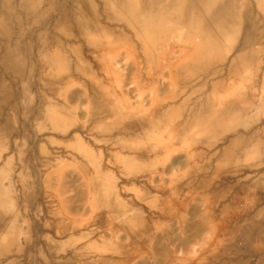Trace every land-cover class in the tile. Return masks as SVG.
Here are the masks:
<instances>
[{
	"label": "rangeland",
	"instance_id": "374dc122",
	"mask_svg": "<svg viewBox=\"0 0 264 264\" xmlns=\"http://www.w3.org/2000/svg\"><path fill=\"white\" fill-rule=\"evenodd\" d=\"M41 1L34 17L43 18L50 3ZM90 1L99 20L90 19L91 28L81 33L56 30L60 7L41 24L18 15L28 34L21 41L25 58L11 60L20 74L0 66V172L6 169L0 174V215L5 212L9 228H1L0 236L11 233L6 264H198L210 243L223 237L235 250L220 257L214 250V264H260L259 253L244 252L250 246L244 225L228 223L230 234L196 240L202 215L216 219L219 207L230 203L239 212L248 208L245 219L262 221L252 230L257 242L264 239V116L247 132L242 155L225 149L238 137L237 116L228 115L220 127L210 124L209 144H201L204 126L197 120L214 121L237 99V57L253 62V88L264 89V0L231 1L241 11V28L219 48H209L215 67L191 73L200 74L192 82H185L189 56L203 32L180 25L168 31L181 16L175 0L160 3L167 21L159 33L132 31L127 19L108 16L101 0ZM225 3L219 0L212 10ZM190 18L188 13L183 25ZM7 44L1 34L0 56ZM49 58L57 60L54 65L45 62ZM212 169L225 173L213 181L218 190L246 188L248 194H197L203 182L197 173Z\"/></svg>",
	"mask_w": 264,
	"mask_h": 264
},
{
	"label": "bare ground",
	"instance_id": "6f19581e",
	"mask_svg": "<svg viewBox=\"0 0 264 264\" xmlns=\"http://www.w3.org/2000/svg\"><path fill=\"white\" fill-rule=\"evenodd\" d=\"M161 1L162 0H141L140 3L139 2L137 3V0H101L100 2L105 3V5L107 6V8H105V12L111 18L115 17V19L119 20V21L127 19V24H128L127 28H129V29L131 28L132 31H138V30L148 31V30H151L152 32L154 31V33H159V32H163V26H164L165 22L167 21L163 15L165 9L163 8V6L160 5ZM218 1L219 0H175V4H179L177 11H179L181 13V16H178L174 19L175 20L174 25L172 24L170 26V29H168V31L171 30L172 28H174L173 26L177 27L178 25H180L184 30H186V32L192 31V29L194 27H201L202 28L201 32H203L201 34V37H200L201 45L198 46V44L196 45L193 42L195 44L194 50L191 51L190 56H189V59L192 61V64H188V65H189V70H191L192 73H197L199 71H202V72L207 71L212 66V64H214V63L210 62V60L208 59V55L206 54V53L210 52L209 48H211V50L219 48L218 46L220 45V42L222 40L226 39L228 37V35L234 36L235 32H237L241 28V24L243 22L240 20V19H242L240 17L241 11H237V10L233 9L232 3H231L232 0H228V3L221 5L215 11H213L212 8L214 6V3L218 2ZM35 2H38L37 5H40L42 3L41 0H34V1L33 0H19V3L17 4L18 6H12L11 0H7V1L5 0L4 3L2 4V9L0 11V35L3 34L6 37V39L9 41V44L4 45L5 49L3 50V52L0 56V64H1L0 66L4 67L5 71H10V72L15 73V74H18V73L20 74L19 66L13 65L11 60L15 56L17 57V54H19L22 59L25 58V53L23 51L24 47L22 46L21 41H22L23 37L28 36V34H27V32H24V30L22 29L23 26L25 25V23H24V20L22 18L18 17V15L27 16L25 21L26 22L32 21L33 25L34 24H41V23H43V21L46 18L48 19L51 17V15L55 9H58L60 7L61 8V19L57 23L55 28H56V30L61 31L65 34H68L67 33L68 31H72V32L74 31V32H78V33L84 32L86 29H90L92 26V24L90 23V19L97 21V19L99 17V15L97 14L96 7L94 6L93 2L90 0H65L62 3H60L59 5L57 2H55V0H50V3L48 5L45 13L43 14V18H40V16L34 17V15L36 13L35 12V7H36ZM237 6H238V3H237ZM152 12H154V14H152ZM188 13H191V18L187 24L183 25L184 19L188 15ZM8 17H10V20H11L9 27L5 25L6 18H8ZM235 18L239 19L240 21L238 22V24H235V25H237V28L234 27V29H233V28H230L228 24H232V22ZM156 22H157V24H156ZM6 23H8V22H6ZM59 27H61V29ZM161 27H162V29H161ZM97 31H100V27L98 25L96 27H94V32H97ZM10 37H12V40H10ZM13 37H14V40H13ZM193 37H195V36H193ZM211 40L213 42L215 41L216 43H211V45H210ZM54 43L57 44V42H54ZM250 43L251 42L248 41V42L244 43L243 46L245 47L246 45H249ZM41 48H42V50H46L47 45L45 44V45L41 46ZM211 53L212 52H210V54ZM212 54H211V56H212ZM199 59H203V60H201L202 61L201 63H199V61H200ZM55 61H57V60H54L53 58H49V59H46L45 62H47L48 64L54 65ZM196 61L198 62V64H195ZM59 65H60V62H59ZM216 121L217 120H215L214 122L217 123ZM2 152H4V151H2ZM6 163H8V160ZM7 229L9 231V228H6V230ZM14 230H16V229H13L12 232H14ZM27 231H28V229H27ZM58 233H57V235H58ZM8 235L11 236V233L10 234L8 233ZM25 238H27V237H25ZM8 239H10L9 236H8ZM2 240H3V238H2ZM48 243H49V241H48ZM44 245H46V244H44ZM22 249H23V247H22ZM34 250H36V249H34ZM11 251H14V250H11ZM23 251H24V249H23ZM13 253H15V252H13ZM32 264H34V263H32Z\"/></svg>",
	"mask_w": 264,
	"mask_h": 264
},
{
	"label": "crops",
	"instance_id": "0c3cea01",
	"mask_svg": "<svg viewBox=\"0 0 264 264\" xmlns=\"http://www.w3.org/2000/svg\"><path fill=\"white\" fill-rule=\"evenodd\" d=\"M227 51L231 52L232 50L231 48H229ZM242 57L241 58L237 57L236 63H234V65L236 66L237 72H238L237 77H238V82L240 84V87H239V92H238L239 96L237 95V99L233 103H231L232 105L230 106V110L224 109L222 111H219L220 114H218V118L215 119L217 120L216 121L217 123L214 122L215 120L212 121L202 116L197 120L201 125L204 126L201 132L204 134L203 138L201 139V144H203L204 142H207V144H209L208 141L210 140V136H207V135L209 132L208 129H209L210 124L212 125L214 124V127L216 126L220 127L224 124V121L226 120L225 117H227L228 115L237 116V126H238L237 131L239 130V134L237 138L232 139L229 142V144L225 147L228 155H230V153H234V155L239 153L240 155H242L243 151L244 153L246 152V149L249 146L247 142L248 140L247 132L252 133L253 131H255L257 128V125H261L262 119L264 116V89H262V91L259 92L258 91L259 89L257 90V88L255 87L253 88V85L254 84L256 85V82H255V78H256L255 71L256 70H255L254 64L252 61H246V63H243L242 61L245 57H247V55L242 56ZM240 59H242L241 63L239 62ZM211 63H214V61H211ZM195 64H198V62L196 61ZM214 67H215V64H212V68ZM191 73L192 72L190 70V76L185 79V82H188V81L192 82L196 79V77L200 75L199 74L197 76H192ZM209 74L210 72L205 76H208ZM249 82H251L250 85L247 84ZM255 92H257V94ZM254 100L255 101L257 100L258 102H253ZM239 158H241V156H239ZM3 169L4 168H2L0 174L6 173V170L5 169L3 170ZM214 170L212 169L211 171L209 170L200 171L197 173V179L200 181H203L202 183H200V185L196 189L197 194L207 195V196L217 195L219 197L227 196V195H247L248 194L246 188H242L238 190H233V189L228 190V189L219 188L220 190H218V188L215 187L216 184L213 181L218 179L220 175H223L225 173L218 172V174L216 175V172ZM226 174H230V173H226ZM208 207H210L211 212L215 211L214 203L208 205ZM247 209L248 208L239 212L237 207L233 203H230V204L221 205L219 207L218 210L221 212V214L218 215L216 219L213 214L205 215V216L202 215L201 220L197 226L199 228L197 240L196 239L195 240L197 241V243H203L204 239H208V237L213 236L214 234H217V235L223 234V236L225 234L227 235L230 234L229 228L231 225L234 228H242L243 227L242 225H244L246 228H249L248 237L250 240L249 242H247V244H249L250 246L246 245L247 248L246 247L243 248L244 252H246V254L259 253L260 257L258 261L260 264H264V239L261 240L260 242H257L256 237L254 236V233L256 231L252 230L255 228L261 229V227H263L262 221L260 220L257 222L256 221L257 216H248V219H245V217L247 218V216H244L243 213H246L248 211ZM250 210L251 209H249V211ZM229 213H233V215ZM4 214L5 213L0 215V229L6 228L7 218H6V214L5 215ZM228 223H230L231 225L227 226ZM234 232L238 233L237 230H234ZM260 233H261V230H260ZM1 239L2 237H0V240ZM195 240L193 241V243H195ZM214 241L213 243H216V244L210 243V247H208V249L205 251L206 255H204V257L200 259V262L198 264H214L216 260V256H214V250L218 253L217 257H220L221 255L224 256V255L230 254L232 252V249H234L232 248V245H231V239L228 240V238L223 237V238H220L218 242H214ZM3 242H4L3 243L4 245L3 246L0 245V262L3 263V260H4L5 262L3 264H6V260H8L7 257H5L7 256L6 254L7 253L6 252V234H4ZM236 251L238 250L236 249ZM52 264L54 263L52 262Z\"/></svg>",
	"mask_w": 264,
	"mask_h": 264
}]
</instances>
